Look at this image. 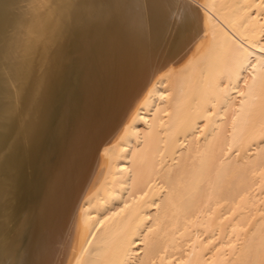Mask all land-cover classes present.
Returning a JSON list of instances; mask_svg holds the SVG:
<instances>
[{"label":"bare ground","instance_id":"obj_1","mask_svg":"<svg viewBox=\"0 0 264 264\" xmlns=\"http://www.w3.org/2000/svg\"><path fill=\"white\" fill-rule=\"evenodd\" d=\"M0 264H264V0H0Z\"/></svg>","mask_w":264,"mask_h":264},{"label":"rangeland","instance_id":"obj_2","mask_svg":"<svg viewBox=\"0 0 264 264\" xmlns=\"http://www.w3.org/2000/svg\"><path fill=\"white\" fill-rule=\"evenodd\" d=\"M26 207H27V204L24 203V208L22 210H20L17 213V215L15 214L16 217H15L14 221L12 220L10 222V224H9V233H8V235H9V238L11 239V246L10 247L12 249H14L12 252H21V250L23 248V245L25 244L24 238L20 234L19 231H17L18 234L15 233L14 236L12 235L11 231H12V229L14 230V229H18V228L20 229V227L22 228V226H23L22 222H24L23 220H25L24 218H25V214L27 212L26 211ZM223 223L224 222H220L219 223V226L221 228H225V224H223ZM14 260H15V258H14Z\"/></svg>","mask_w":264,"mask_h":264}]
</instances>
